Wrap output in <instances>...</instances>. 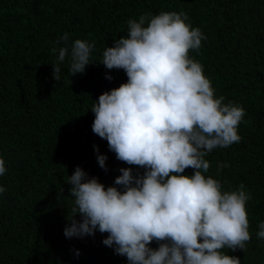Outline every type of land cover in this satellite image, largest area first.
<instances>
[{"label": "trees", "instance_id": "16d2710c", "mask_svg": "<svg viewBox=\"0 0 264 264\" xmlns=\"http://www.w3.org/2000/svg\"><path fill=\"white\" fill-rule=\"evenodd\" d=\"M162 11H183L201 29L207 39L190 56L203 65L224 103L245 109L240 142L209 153L206 175L224 190L242 183L250 192L251 239L243 251H224L241 264H264V240L256 236L264 222V0H0V157L7 169L0 176L6 189L0 195V264H127L102 243L106 233L65 238L72 207L67 180L76 166L105 186L113 185L120 168L143 172L117 160L92 132L91 108L100 94L127 80L123 70L100 64L105 47L127 36L130 18ZM64 33L69 44L95 42L93 64L71 76L66 58L55 81L50 49L63 46L55 41ZM94 145L108 157L107 172ZM217 162L229 165L219 175ZM150 246L158 247L155 241Z\"/></svg>", "mask_w": 264, "mask_h": 264}, {"label": "clouds", "instance_id": "9594fccd", "mask_svg": "<svg viewBox=\"0 0 264 264\" xmlns=\"http://www.w3.org/2000/svg\"><path fill=\"white\" fill-rule=\"evenodd\" d=\"M127 29L126 37L105 47L100 63L123 70L127 80L98 96L91 129L117 160L143 172L120 168L113 185L105 186L76 166L67 180L72 207L63 234L71 239L106 233L102 243L127 264H241L224 249L243 251L251 239L246 210L251 194L242 183L224 190L220 180L206 175L211 164L205 157L240 142L245 109L224 103L203 65L190 56L193 50L199 54L207 38L187 13L145 12L130 18ZM69 36L64 33L55 41L63 46L50 49L56 54L55 81L66 58L71 76L93 64L95 42L69 44ZM93 148L107 172L108 157ZM227 167L217 162V175ZM189 168L192 174H183ZM6 171L0 157V176ZM5 191L0 186V195ZM258 229L257 239L264 240V222ZM154 241L156 248L150 246Z\"/></svg>", "mask_w": 264, "mask_h": 264}]
</instances>
